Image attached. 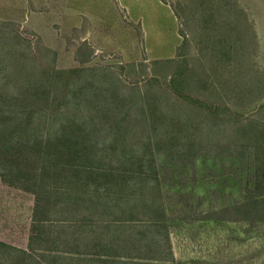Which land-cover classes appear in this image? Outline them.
I'll use <instances>...</instances> for the list:
<instances>
[{
  "label": "rangeland",
  "instance_id": "rangeland-1",
  "mask_svg": "<svg viewBox=\"0 0 264 264\" xmlns=\"http://www.w3.org/2000/svg\"><path fill=\"white\" fill-rule=\"evenodd\" d=\"M0 241L264 264V0H0Z\"/></svg>",
  "mask_w": 264,
  "mask_h": 264
},
{
  "label": "trees",
  "instance_id": "trees-1",
  "mask_svg": "<svg viewBox=\"0 0 264 264\" xmlns=\"http://www.w3.org/2000/svg\"><path fill=\"white\" fill-rule=\"evenodd\" d=\"M7 185L12 186L8 183ZM22 190L35 194V192L32 189L27 188ZM30 246H31V241L27 249L17 248L15 246L0 241V264H45L43 261H39L37 259L39 253L35 251L33 247ZM53 250L55 249H45V251L40 254H44L47 257L50 255V253L53 252Z\"/></svg>",
  "mask_w": 264,
  "mask_h": 264
}]
</instances>
